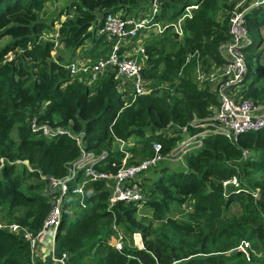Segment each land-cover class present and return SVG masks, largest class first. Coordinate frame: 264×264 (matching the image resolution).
Listing matches in <instances>:
<instances>
[{
	"label": "trees",
	"instance_id": "1",
	"mask_svg": "<svg viewBox=\"0 0 264 264\" xmlns=\"http://www.w3.org/2000/svg\"><path fill=\"white\" fill-rule=\"evenodd\" d=\"M47 1L0 0V36L11 38L0 49V210L2 206L12 214L22 210L11 214L7 222L32 231L41 227L50 209L49 192H32L25 173L27 179L37 178L41 183L39 172L62 177L66 163L78 157L80 149L65 134L47 139L33 132L30 118L60 125L71 122L74 131L84 132L86 150L108 152L100 168L109 173L117 170L124 156L123 151L113 149L115 137L139 139V147L128 148V163L152 156L154 141L167 154L181 136L163 131L173 125L197 131L189 122L205 118L210 107L218 105L209 84L199 87L194 82V59L185 63V57L198 50L204 65L223 62L218 47L227 39L230 17L229 12L228 22L218 20L222 0H160L154 20L175 23L184 17L182 35L168 26L161 35L147 38L141 72L151 90L126 106L112 71L87 85L79 78L71 80L64 67L70 60L64 62L60 55L52 58L55 39L42 38L52 24L39 19ZM137 2L72 0L67 10L76 14L60 22L57 41L71 54L82 48L84 56L94 61L106 53L109 42L103 36L94 37L89 27L107 12L129 16ZM223 3L231 11L235 2ZM187 6H195L190 8V16H185ZM245 19L248 31L251 26L255 30L264 26V3L252 7ZM249 38L251 43L244 47L248 76L243 95L264 102V84L260 83L264 69L257 65L255 54H251L252 61L247 55L254 51ZM87 40L93 44L85 48ZM100 44L105 48L99 49ZM13 129L17 130L15 140ZM202 143L184 154L185 171H171L161 163L153 168H159L158 177L142 181L146 198L141 205L151 209L149 218L137 216L135 203L118 202L108 209L109 191L102 181L87 186L85 207L72 196L78 206L72 215L63 210L55 236L56 253L65 252L67 264H264V128L241 134L235 142L212 133ZM245 150L251 152L247 158H243ZM17 161L21 173L16 171ZM233 176L240 190H224L222 182ZM188 201H192V211L185 218L169 215L171 204ZM232 204L239 211L230 214ZM113 224L129 237L139 232L143 248L124 242L118 251L109 245ZM0 264H32L29 242L0 230ZM36 264L51 263L38 260Z\"/></svg>",
	"mask_w": 264,
	"mask_h": 264
},
{
	"label": "built area",
	"instance_id": "2",
	"mask_svg": "<svg viewBox=\"0 0 264 264\" xmlns=\"http://www.w3.org/2000/svg\"><path fill=\"white\" fill-rule=\"evenodd\" d=\"M255 0H234V6L230 11L227 39L220 43L218 50L223 62H211L204 65L198 50L186 54L185 63L194 59L193 80L202 87L209 84L215 92L218 105L210 107L213 114L203 119H192L189 125L197 128L191 132L187 127H178L181 131L179 145L173 146L167 154L161 152L162 145L158 141L151 144L153 154L134 163H128L131 152L128 148L133 145L131 138H114L113 149L124 152L121 164L114 173L102 170L100 167L108 156L106 150L94 152L84 148L83 131H74L71 122L60 125L57 122L50 124L47 121L40 122L36 116L29 120L33 132L46 137L54 138L65 134L73 139L80 149V154L75 159L66 163V173L62 177H54L39 172L40 179L45 181L49 190L50 209L43 219L41 227L37 231L29 230L16 222L0 220V230L21 235L29 242L32 264L36 262L49 261L51 264H67L68 255L65 252L56 253L55 236L62 219L64 208L70 215L78 205L72 207L71 197L78 199L79 206L85 207L83 198L87 193V186L94 181H102L109 191L107 207L111 209L118 202L135 203L141 205L146 198L142 177L150 168H155L165 160L183 158L184 154L199 148L202 139L208 134H220L229 141L235 142L239 135L258 131L264 128V102H256L245 98L243 91L246 88L248 65L244 47L251 43L247 35L245 15L255 7ZM147 9L135 16L130 13L124 16L122 12H107L98 21V24L89 27L94 37H105L109 42V49L105 54L99 55L96 60L91 61L86 57L72 58L64 67L68 70L71 80L79 78L87 85H91L105 71H112L116 80V88L122 94L125 105L133 103L138 96L150 92L149 80L142 75L144 64L145 41L151 35H161L168 26H172L174 32L180 37L182 35L181 22L184 17L178 18L175 23H162L154 20L160 10L159 0H147ZM190 8L195 6H189ZM190 8L186 9L190 16ZM84 44L91 47L93 43ZM55 47L57 43L54 41ZM11 58V57H10ZM168 136L173 131L167 129ZM180 135V133H179ZM248 151L243 152V158H247ZM224 190L232 188L240 190L239 182L235 176L222 182ZM127 236L117 225H112V233L108 244L121 251ZM139 232L132 234L133 244L137 242ZM247 245V244H245ZM243 249L242 246H240Z\"/></svg>",
	"mask_w": 264,
	"mask_h": 264
},
{
	"label": "rangeland",
	"instance_id": "3",
	"mask_svg": "<svg viewBox=\"0 0 264 264\" xmlns=\"http://www.w3.org/2000/svg\"><path fill=\"white\" fill-rule=\"evenodd\" d=\"M71 2H72V0H48L45 3L43 10L39 13V19L41 21H43L47 24H52V27L50 29L45 30L43 35H42V38H44V39H55V42L57 43L56 48H54V50L51 53L52 58L55 59V58H57V56L60 55L61 60L64 62L71 60L76 55V53L71 54L65 47H63V45L61 43H59L57 41V30L59 28L60 22L64 21L68 16H71V15L74 16L76 14L73 9L67 10V6ZM223 2H224V0H222L219 4L220 5V7H219L220 12H218L217 16H218V18H219L218 20L220 22H223L224 19H227L226 21L228 22V15L230 12V9H228V8H230V7L228 6V4H225ZM147 7H148L147 0H138L137 8L133 9L132 14L137 16L141 12L144 13V11L147 9ZM187 8H190V7L187 6ZM187 8H185V10ZM251 28H252L251 30H249V31L247 30L248 31L247 35H249L253 41L252 47L254 48V51L252 53H250V52L247 53V55H248V57L251 58V54H255V56L257 58V65H259V67L264 69V26H261V28H258L257 30H255L254 29L255 27H253V26H251ZM9 41H11V38L9 36H6V35L0 36V49L5 44H7ZM97 54L98 53L95 54V57L97 56ZM256 58H255V60H256ZM251 61H252V58H251ZM252 70L254 71L253 66H252ZM255 70H257L256 67H255ZM260 83L264 84V73L260 77ZM43 110H44V106H42L40 108V111H43ZM211 114H213L212 110H210V112H209V115H211ZM177 128L178 127H176V125H173V127L170 129V131H173L174 134L180 133V136H181L182 132L178 131ZM11 137L14 140L17 138V130L16 129L12 130ZM131 141L133 142V145L131 144V147H132V146L136 145V142H139V139H137L135 136H133V137H131ZM180 141L181 140L175 142L176 147L179 145ZM139 146H140V144L137 143L136 147H139ZM249 154H251L250 151H248V155ZM135 159H137V158L135 157ZM163 163L171 171L172 170H177V171L183 170V171H185L187 169L186 164H185V160L183 158L165 160ZM28 167L30 168V166H28ZM21 170L22 169L19 165V161H17L16 162V171L21 173ZM158 171H159V168L156 169L155 171L153 168H150L148 171H146L144 173L145 175L142 177V181H145L144 180L145 178H149L145 182H148V181L150 182V180H152V178L159 176ZM25 176H26V180H27V187L31 186L32 192L33 191H34V193L35 192H43L44 194L49 192L47 184L45 183V181L42 180V183H41V181L37 178H28L27 179V173H25ZM71 203H72V207H74L75 206L74 199H72ZM13 211H15V210H13ZM191 211H192V201H188V202L181 204V205L171 204L169 215H171L172 217L181 219V218H185L187 216L188 212H191ZM238 211H239L238 205L232 204L230 206L228 213L231 214V213H236ZM21 212H22V210H19V211H15L12 214V212H9L7 208L2 206V209L0 210V220L8 221L12 217L11 214L12 215H14V214L18 215V214H21ZM136 213H137L138 217L145 216L146 218H149L151 216V209L148 208L147 206L139 205V206H137ZM121 229H123V228H121ZM128 235L129 234H126L127 238H126L125 242L133 244L132 237H129ZM140 238H141V235H140ZM133 246L136 248L138 247L135 245H133Z\"/></svg>",
	"mask_w": 264,
	"mask_h": 264
},
{
	"label": "crops",
	"instance_id": "4",
	"mask_svg": "<svg viewBox=\"0 0 264 264\" xmlns=\"http://www.w3.org/2000/svg\"><path fill=\"white\" fill-rule=\"evenodd\" d=\"M88 43H90L91 44V42L89 41ZM86 47H89V46H86ZM98 48L99 49H104L105 48V46L103 45H99L98 46ZM76 53V55H75V57H77V58H81V57H85L84 56V50L82 49V48H80V49H77V51L75 52ZM83 54V55H82Z\"/></svg>",
	"mask_w": 264,
	"mask_h": 264
},
{
	"label": "water",
	"instance_id": "5",
	"mask_svg": "<svg viewBox=\"0 0 264 264\" xmlns=\"http://www.w3.org/2000/svg\"><path fill=\"white\" fill-rule=\"evenodd\" d=\"M254 2H255V6H258V5L263 4L264 3V0H255V1H251L250 3L253 4ZM23 163L24 164H28L29 162H28V160H24Z\"/></svg>",
	"mask_w": 264,
	"mask_h": 264
},
{
	"label": "bare ground",
	"instance_id": "6",
	"mask_svg": "<svg viewBox=\"0 0 264 264\" xmlns=\"http://www.w3.org/2000/svg\"><path fill=\"white\" fill-rule=\"evenodd\" d=\"M137 242H138V244H139L140 246H142V245H141V242H140V240H139V238H137Z\"/></svg>",
	"mask_w": 264,
	"mask_h": 264
}]
</instances>
